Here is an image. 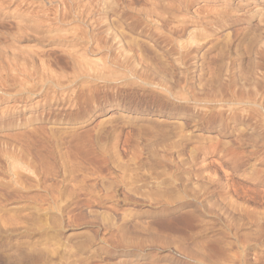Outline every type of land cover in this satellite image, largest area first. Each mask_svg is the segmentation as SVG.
<instances>
[{"label":"rangeland","instance_id":"obj_1","mask_svg":"<svg viewBox=\"0 0 264 264\" xmlns=\"http://www.w3.org/2000/svg\"><path fill=\"white\" fill-rule=\"evenodd\" d=\"M0 264H264V0H0Z\"/></svg>","mask_w":264,"mask_h":264},{"label":"bare ground","instance_id":"obj_2","mask_svg":"<svg viewBox=\"0 0 264 264\" xmlns=\"http://www.w3.org/2000/svg\"><path fill=\"white\" fill-rule=\"evenodd\" d=\"M3 2V1H2Z\"/></svg>","mask_w":264,"mask_h":264}]
</instances>
